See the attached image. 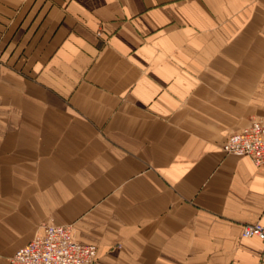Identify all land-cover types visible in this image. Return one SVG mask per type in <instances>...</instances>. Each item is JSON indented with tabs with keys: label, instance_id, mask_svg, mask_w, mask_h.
I'll return each mask as SVG.
<instances>
[{
	"label": "crops",
	"instance_id": "1",
	"mask_svg": "<svg viewBox=\"0 0 264 264\" xmlns=\"http://www.w3.org/2000/svg\"><path fill=\"white\" fill-rule=\"evenodd\" d=\"M264 0H0V264L49 220L96 264H264Z\"/></svg>",
	"mask_w": 264,
	"mask_h": 264
},
{
	"label": "built area",
	"instance_id": "2",
	"mask_svg": "<svg viewBox=\"0 0 264 264\" xmlns=\"http://www.w3.org/2000/svg\"><path fill=\"white\" fill-rule=\"evenodd\" d=\"M227 154L249 156L256 165L264 164V120L254 118L239 131L229 133L222 143ZM243 237L256 236L264 243V222L245 223ZM97 247L76 240L72 224L53 220L11 257L12 264H96Z\"/></svg>",
	"mask_w": 264,
	"mask_h": 264
}]
</instances>
